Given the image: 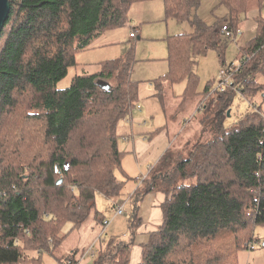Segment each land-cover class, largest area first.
Returning <instances> with one entry per match:
<instances>
[{
    "label": "trees",
    "instance_id": "1",
    "mask_svg": "<svg viewBox=\"0 0 264 264\" xmlns=\"http://www.w3.org/2000/svg\"><path fill=\"white\" fill-rule=\"evenodd\" d=\"M141 1L153 0H9L0 32V264H39L29 252L55 249L62 226L78 229L91 212L104 227L97 193L117 207L124 188L114 174L124 157L117 127L138 99L130 80L134 47L101 63L97 73L76 75L62 90L56 86L75 65V54L122 27L130 6ZM162 1L167 18L193 25L192 33L168 38L169 70L154 82L165 111V86L188 80L181 101H192L194 58L215 50L223 66L231 38L220 24L226 21L236 39L241 16L251 3L259 11L263 0H217L224 16L211 26L194 15L200 0ZM254 21L253 38L239 47L244 63L233 84L212 100L221 115L231 94H262L264 21L259 14ZM102 81L110 89L102 90ZM217 126L185 157L166 151L150 170L151 182L132 196L131 237L103 240L92 264H129L138 206L152 190L165 196L162 223L141 247L138 264H238L253 229L264 227V113L248 112L230 129Z\"/></svg>",
    "mask_w": 264,
    "mask_h": 264
},
{
    "label": "rangeland",
    "instance_id": "2",
    "mask_svg": "<svg viewBox=\"0 0 264 264\" xmlns=\"http://www.w3.org/2000/svg\"><path fill=\"white\" fill-rule=\"evenodd\" d=\"M250 9L256 10V17L254 19H256L258 17L257 14H259L264 21V0L262 1L259 11L254 3L250 4L249 10ZM195 13L194 15H196L198 20L211 26L214 25L217 19L224 16V9L218 7L217 0H200V5ZM243 17L244 16H241V21H243ZM223 24L229 25L225 22L221 23L220 26ZM244 28L245 25L242 24L240 27L242 31L240 30V35L238 34L236 39H228L223 55L225 65L239 63L241 59L239 58L240 42L244 38L250 37V34H248ZM133 31H136L138 39L136 37L134 40H129V33ZM192 31L193 25L190 22H180L165 16L162 0L133 3L127 13V22L122 27L103 32L100 38L96 40L89 49L75 54V65L68 68L66 77L57 84L56 88L62 90L69 87L72 79L76 75L97 73L101 63L122 59L130 47H134V62L130 72V80L137 83L138 99L131 114L135 115L137 112L145 114L149 110H152V102L158 105L160 104L161 106L160 101L155 96L156 89L154 82L158 78L163 77L169 70L168 38L181 34H190ZM194 60V73L198 81L196 84V96L192 98V101H186L183 107L184 109L181 111L178 110L174 112V108L171 109V106L174 105L172 104L173 100H178L177 104L180 102L183 103L181 101V96L184 95V90L188 83L186 79L182 82H174L170 87L165 86L163 94L165 99H167L165 103V112L175 116L174 126L178 124L179 133L181 132L176 144L172 145L173 147L170 149L174 152L175 156L177 154H182V156L185 157L192 145L196 144L195 142L205 143L209 141L213 137L214 130L218 127V123L222 125L224 129H230L248 112L259 111L264 113V100L261 94L246 98L237 92L233 95L229 92V94H231V96H229V110L221 115L220 111H217V105L212 102L213 99L218 97V94H213L214 96L208 95V97L206 95L204 98L202 97L203 99L200 97L206 85H208V92L210 93L219 80L218 75L219 71L222 69V64L221 60H219L218 53L215 50H209L206 55L195 57ZM234 76L235 75H232V83ZM103 80L111 85L115 84L113 79ZM262 82H264V80H262ZM263 91L264 88L262 92ZM203 100L205 102L204 108L201 111H197L198 105L201 104ZM137 106L140 107V111L136 110ZM143 116L141 115V117ZM218 116L221 119L220 121H218ZM127 118L128 117L124 119ZM166 120L169 121V119ZM143 121L144 120L139 124L143 125ZM162 121L163 116H159L154 120L155 124ZM146 122H148V125L151 123L150 119H147ZM185 133L197 135V141L184 143L183 139L185 137L183 138V136ZM119 139L120 138H118V140ZM121 142L120 140L119 144H121ZM129 165L133 166L130 162ZM117 171L118 170H115L114 172L116 178L124 182L122 195L119 197V201L124 203L123 214L114 216L116 214L114 207L105 197L97 193L95 195V204L97 205L96 210L101 214L99 219L106 217L107 220H111L110 226L103 227L100 223H97L93 212H91L86 221L78 229H72L71 223H65L62 226L60 234L63 240L58 247L55 249L50 247L49 250H42L40 253L37 251L29 252L28 256L30 259L39 257V264H66L68 261H72L74 264H92L95 259V256H92V252L97 253L100 247L99 244L103 243V240L109 241L112 237L115 239H127V237H122V233L128 231L125 221L132 220L134 207V201L128 199L127 196L130 191H135L137 189H135V183H137V181L133 179L135 177L134 175L140 177L139 175L141 173L138 174L137 169L133 168L131 172L133 176H131V174L129 175L132 179H127L124 174H117ZM250 242L253 245L252 248L246 247V249L238 253V264H264V227L257 226L253 229L252 239L249 240V243ZM84 254L86 255L83 257ZM29 264H32V262Z\"/></svg>",
    "mask_w": 264,
    "mask_h": 264
},
{
    "label": "crops",
    "instance_id": "3",
    "mask_svg": "<svg viewBox=\"0 0 264 264\" xmlns=\"http://www.w3.org/2000/svg\"><path fill=\"white\" fill-rule=\"evenodd\" d=\"M255 12L256 10L250 9L247 12L246 16L243 17V21H241L238 26V30L240 32L241 30L240 27L242 26V24H244L245 31L248 32V34H250V37H246L240 42L241 45L239 44L240 45L239 47H241L247 41L252 39L255 34V29H256V25L254 21V18L256 17ZM136 37H137V33H136ZM206 86L204 87L203 90H205ZM177 101L173 100L172 104L174 105L171 106V109L174 108V112L178 110L181 111L184 107V103L180 102L179 104H177ZM151 108L152 110H149L145 114L144 113L141 114V112H137L135 115L131 114V116L128 117L129 119L127 118L122 120L117 127V134L118 137L120 138L118 141V147L120 151L124 153V157L121 160L120 168L118 169L117 174L122 173L124 174V176H126L127 179H132V177H129V175L131 174V176H133V173L131 172L133 171V168H136L138 174L139 173L141 174L139 175L140 177L134 175L135 177L133 179L137 181V183H135L136 184L135 189L136 188L141 189L143 188L144 185H148L151 182V180L149 179L151 178L150 174H152V171L150 170L155 168L158 162L160 161V159L162 158V156L166 153V151L170 150L173 147L172 145L176 144V141L180 137V133H181V132L179 133V126H177L178 124L174 126L175 125L174 115L167 114L164 111V109L160 106V104L158 105L155 102L151 103ZM136 110L140 111V107L139 106L138 108L136 107ZM141 115L144 116L141 117ZM159 116H163V121L155 124L154 120H156V118ZM147 119H150L151 121L150 125H148V122H146ZM166 119H169V121H167ZM142 120H144L143 121L144 126L142 124H139L140 122H142ZM194 136L195 135H192L191 133L190 134L185 133L183 136V138L185 137L183 139L184 143L197 141L198 136L197 135L195 137ZM120 140L122 141L121 144H119ZM129 162L132 163L133 166H130ZM132 191H130V193L127 196V198L130 200L132 199V196L134 194L133 192H135ZM100 196L102 195L100 194ZM164 199L165 196L162 193L152 190L146 193L143 196L142 200L140 201L136 213V218L139 223L137 224V226H134V236L132 238L133 244L130 249L129 264L139 263L141 250H142L141 247L147 243L149 234L151 232L156 231V229L161 225L162 223L161 204L163 203ZM108 202H110L111 205H113L112 201L108 200ZM114 203L116 204V206L121 204L124 205V203L119 201V199H117L116 202ZM96 209H97V205H96ZM115 209L116 207H114V210ZM103 219L107 223L104 227L110 226L111 220L110 221L107 220L106 217H103ZM125 222H126V229L128 230V225H129L128 222H130V220H126ZM124 232L122 233V237L123 236L124 238L127 237V239H124L125 241H127L131 237L130 232L129 230L126 231L125 233Z\"/></svg>",
    "mask_w": 264,
    "mask_h": 264
},
{
    "label": "built area",
    "instance_id": "4",
    "mask_svg": "<svg viewBox=\"0 0 264 264\" xmlns=\"http://www.w3.org/2000/svg\"><path fill=\"white\" fill-rule=\"evenodd\" d=\"M219 31L227 38H234V34L230 28L229 25L227 24H223L219 27ZM239 34V30H237V35ZM136 37V33L135 31H133V34L130 33L129 34V38L130 39H134ZM243 60L240 59L238 64H228V65H223L222 69L219 71V80L217 81L215 88L210 91V93H208V95H213V94H221L223 93L226 89H228L233 83H232V75H235L239 69L241 68V66L243 65ZM207 95V97H208ZM214 96V95H213ZM205 102L204 100L202 101L201 104L198 105L197 107V111H201L204 108ZM138 108V106H137ZM115 216H120L123 213V204L121 205H117L116 209H115ZM107 223L105 222V225ZM252 243H248L247 244V248H252ZM86 254L83 255V257ZM66 264H70L69 262H67Z\"/></svg>",
    "mask_w": 264,
    "mask_h": 264
},
{
    "label": "water",
    "instance_id": "5",
    "mask_svg": "<svg viewBox=\"0 0 264 264\" xmlns=\"http://www.w3.org/2000/svg\"><path fill=\"white\" fill-rule=\"evenodd\" d=\"M9 9H10L9 0H0V32H1V30H2V28L4 26V23L6 21V18L8 16ZM99 87L102 90H108V89H110L109 84H107L106 82H100L99 83ZM261 97L264 100V91L262 92ZM60 183H61V180H59L57 182L58 185Z\"/></svg>",
    "mask_w": 264,
    "mask_h": 264
}]
</instances>
